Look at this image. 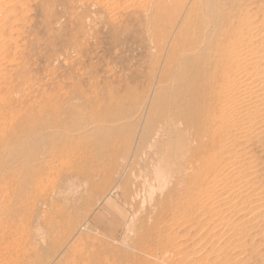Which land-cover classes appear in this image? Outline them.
Segmentation results:
<instances>
[{"label": "rangeland", "instance_id": "1", "mask_svg": "<svg viewBox=\"0 0 264 264\" xmlns=\"http://www.w3.org/2000/svg\"><path fill=\"white\" fill-rule=\"evenodd\" d=\"M247 23L264 30V0H0V264H213L232 237L189 215L167 132L191 39Z\"/></svg>", "mask_w": 264, "mask_h": 264}, {"label": "bare ground", "instance_id": "2", "mask_svg": "<svg viewBox=\"0 0 264 264\" xmlns=\"http://www.w3.org/2000/svg\"><path fill=\"white\" fill-rule=\"evenodd\" d=\"M246 27V38L239 39L236 27L230 25L216 41L191 39L187 47L191 58L179 64L187 72L182 85L188 99L167 132L177 135L190 171L186 182L189 215H194L195 208L194 217L208 230L212 225V232L232 237L227 249L218 246L221 253L213 264L258 254L256 245L264 248V187L258 184L255 161L248 151L264 135V30L255 36L253 25ZM175 69L171 63L167 71ZM153 108L150 122L156 120ZM180 122L185 129H179ZM182 255L176 251V256Z\"/></svg>", "mask_w": 264, "mask_h": 264}]
</instances>
